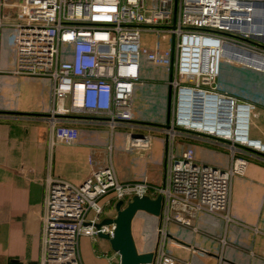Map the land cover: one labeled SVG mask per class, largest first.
<instances>
[{
	"label": "built area",
	"instance_id": "obj_1",
	"mask_svg": "<svg viewBox=\"0 0 264 264\" xmlns=\"http://www.w3.org/2000/svg\"><path fill=\"white\" fill-rule=\"evenodd\" d=\"M13 5L18 8L16 73L52 81L53 108L44 116L52 145L56 140L75 142L82 116H102L112 129L141 126L133 123L132 97L142 54L151 63L172 69L169 83L178 91L177 114L170 126H161L170 145L162 184L147 178L122 182L112 164L92 171L82 184L47 179L46 222L54 264H84L81 236L94 240L100 234L115 236L116 224L101 220L112 198L127 203L135 196L158 195H162L159 242L153 260L141 264H196L166 251L168 225L192 226L200 211L230 220L233 178L244 175L248 165L243 155L264 161V142L250 135L253 141L243 142L237 133L234 138L188 126L182 119L183 91L216 95L230 104L236 128L243 108L251 121L256 103L220 92L218 81L222 61L264 73V0H21ZM2 25L0 18V29ZM142 32L170 37L173 44L142 48ZM65 45L72 49L69 60ZM210 101L214 100L207 106ZM183 134L229 148L230 165L200 162L192 147L176 155L175 138ZM131 140L133 146L149 147L148 135ZM105 256L109 264H120L118 252Z\"/></svg>",
	"mask_w": 264,
	"mask_h": 264
},
{
	"label": "crops",
	"instance_id": "obj_2",
	"mask_svg": "<svg viewBox=\"0 0 264 264\" xmlns=\"http://www.w3.org/2000/svg\"><path fill=\"white\" fill-rule=\"evenodd\" d=\"M20 1L0 0L3 22L0 29V264H38L49 177L82 184L92 171L112 164L122 182L147 178L162 184L170 145L161 126L164 127L169 116L172 121L178 110V91L169 83L172 69L141 60L140 79L134 85L132 97L133 123L141 126L126 124L112 129L102 116H82L77 123L79 136L75 142L56 140L52 145L44 117L53 108L52 81L48 77L18 74L15 70L18 8L13 4ZM169 40L170 37H162L160 46L170 47L173 40L171 45ZM233 66L232 71L222 69L219 78L232 84L219 91L253 101L245 98L239 89V83L245 80V75L237 69L241 65ZM192 101L189 103L193 111L188 108V115L194 117L197 113ZM201 118L206 120L204 112ZM252 124L249 119V135ZM136 135H148L149 147L133 146L131 139ZM255 135L250 137L264 142V132ZM189 147L194 148L195 158L200 162L220 168L231 163L229 148L205 137L183 134L175 138L176 155L180 156ZM243 156L247 157L248 165L244 175L233 178L230 220L200 211L194 214L192 226L170 223L165 241L170 255L196 264H264V161ZM118 202L111 199L114 210ZM144 214L150 215L139 211L133 218L134 240L139 252H155L147 235H157L158 245L160 220L149 230L142 220ZM115 215L116 211L108 205L101 220ZM80 250L84 264H109V258L101 256L102 253L111 256L116 252L100 236L97 241L82 237Z\"/></svg>",
	"mask_w": 264,
	"mask_h": 264
},
{
	"label": "rangeland",
	"instance_id": "obj_3",
	"mask_svg": "<svg viewBox=\"0 0 264 264\" xmlns=\"http://www.w3.org/2000/svg\"><path fill=\"white\" fill-rule=\"evenodd\" d=\"M169 41L171 45V38ZM154 45H162V37L153 32H142L141 33V47L142 48L146 47L149 49ZM63 50L66 52L65 59L66 60L71 59V56H72L71 46L65 45L63 46ZM146 59H147L146 56L142 54L141 60H146ZM224 68L227 70H231V71L235 69V67L231 65L230 63L222 61L221 70ZM237 69H239L245 75L244 82L239 83V89L241 90L242 95L247 99H252L256 103V106H257L256 109L251 114V121L253 122V124L251 125V129H250V136L256 137L255 135L256 133L260 134L261 132H264V73H261L253 69L243 67V66ZM218 82H219L220 88H224L226 85L230 86L232 84L229 80L222 81L221 78H219ZM124 203L126 204V202ZM108 205H109V208H111V210L116 211L114 210L115 207L113 204L110 203ZM107 206H105L104 210L107 208ZM46 212H47V208H46V202H45L44 213L41 219L40 251H39L38 264H54V261L52 260L53 254H52L51 247H50L51 246L50 233L47 229ZM159 218L160 216H155L153 214L142 215L144 226L145 228L147 227L149 230L152 229V227H155L158 224L159 220H160L159 222V225H160L161 218L160 219ZM82 237L84 236H81L80 242H81ZM86 237H89V236H86ZM89 238H91L93 241H97L98 239L97 238L96 240H94L92 237H89ZM147 239L151 242V249L156 251L157 235L151 234L149 235V237L147 235ZM80 253H81V250H80ZM105 254L109 255L108 252L106 253L103 252L101 256L105 257ZM114 254L115 252L113 254L111 253V256H114Z\"/></svg>",
	"mask_w": 264,
	"mask_h": 264
},
{
	"label": "water",
	"instance_id": "obj_4",
	"mask_svg": "<svg viewBox=\"0 0 264 264\" xmlns=\"http://www.w3.org/2000/svg\"><path fill=\"white\" fill-rule=\"evenodd\" d=\"M196 92L202 97L205 96L203 92ZM183 94L190 95L191 90L185 89ZM206 98L207 100H216L217 96L206 95ZM183 99L187 101L189 100V97H183ZM187 105V103H182V113H188V110L184 108ZM164 126H170V116ZM161 208L162 195H158L155 199H152L149 196H135L126 204L124 201H119L116 205L115 217H109L102 221V224L112 222L116 224L115 236L113 238H110L107 234H100L99 236L107 239L110 242L112 249L120 254V264H141L153 260L154 252H139L132 232V221L136 213L139 211H145L155 216H160Z\"/></svg>",
	"mask_w": 264,
	"mask_h": 264
},
{
	"label": "bare ground",
	"instance_id": "obj_5",
	"mask_svg": "<svg viewBox=\"0 0 264 264\" xmlns=\"http://www.w3.org/2000/svg\"><path fill=\"white\" fill-rule=\"evenodd\" d=\"M186 97H189V100L184 101L188 104L184 108L187 110L189 108V110H191L192 108H190L189 102L193 100L192 102L194 110L197 113L196 115H194V117H192V115H188V113H183L184 116L182 117V119L188 126H194L201 131L223 134L227 137L236 138L235 134L237 133V137L243 142L253 141V139L248 137L249 117L247 108H243L240 111L241 114L238 121V127L236 128L235 125H233V112L230 104H226V102L224 101L220 103L221 99L217 98L214 101H210L212 104L210 106H207L206 104L209 100H207L206 95L202 97L193 90H191V94L186 95ZM203 112L206 120H203V118H201ZM260 146L262 145H259V147Z\"/></svg>",
	"mask_w": 264,
	"mask_h": 264
}]
</instances>
